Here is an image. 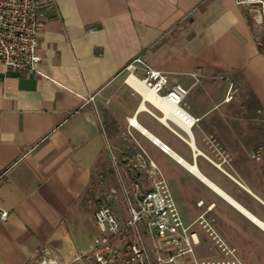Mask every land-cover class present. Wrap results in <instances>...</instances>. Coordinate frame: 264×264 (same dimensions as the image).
I'll list each match as a JSON object with an SVG mask.
<instances>
[{
  "label": "crops",
  "instance_id": "obj_1",
  "mask_svg": "<svg viewBox=\"0 0 264 264\" xmlns=\"http://www.w3.org/2000/svg\"><path fill=\"white\" fill-rule=\"evenodd\" d=\"M54 1L40 7L38 70L0 62V208L8 212L0 217V264H91L81 254L98 233L96 183L140 176L147 184L153 168L140 165L141 149L187 223L206 211L247 264H264V227L226 196L264 221V169L251 157L259 136H247L264 124V42L247 4ZM139 55L167 72L168 87L188 89L181 102L163 97L168 87L157 104L123 86L125 67ZM115 207L127 213L123 196ZM198 252L217 255L204 234Z\"/></svg>",
  "mask_w": 264,
  "mask_h": 264
},
{
  "label": "built area",
  "instance_id": "obj_2",
  "mask_svg": "<svg viewBox=\"0 0 264 264\" xmlns=\"http://www.w3.org/2000/svg\"><path fill=\"white\" fill-rule=\"evenodd\" d=\"M252 1L255 0H239L244 3ZM54 2L0 0V62L5 70H38L39 38L44 26L40 7L43 4L53 6ZM139 69L142 74L138 73ZM125 71H128L125 79L127 83L131 77L156 94L162 93L169 86L167 72L152 67L141 55L131 60ZM187 93V88L175 84L168 87L163 97L177 104ZM130 124L136 125V119H131ZM152 141L164 152L175 155L170 146L157 137H153ZM251 156L263 162L264 144L256 146ZM137 158L141 166L145 167L148 163L153 168L149 177L150 185L147 186L145 178L140 176L131 177L130 181L125 176L119 177L118 186H112L106 192V202L98 200L93 213L98 233L93 238L90 250L83 252L82 256H87L91 264H247L238 249L220 234L215 219L208 217L206 211L187 223L167 179L148 153L141 149ZM176 159L181 162V157ZM119 193L126 203L125 218L115 205L107 203L116 201ZM97 196L100 199L102 193ZM213 205L210 204L208 209ZM7 214V210L0 208L2 219ZM202 234L210 241L211 248L217 252L216 256L199 255L198 246L202 242ZM36 264H49V260L41 258Z\"/></svg>",
  "mask_w": 264,
  "mask_h": 264
},
{
  "label": "rangeland",
  "instance_id": "obj_3",
  "mask_svg": "<svg viewBox=\"0 0 264 264\" xmlns=\"http://www.w3.org/2000/svg\"><path fill=\"white\" fill-rule=\"evenodd\" d=\"M246 4H247L246 5L247 16H248V19L251 23V26L253 27L254 33L262 42H264V0H255V1H252L251 3H246ZM127 73H128V71H125V73L123 74V81L126 79ZM123 86L128 87L126 81H125V83H123ZM253 131L256 133L255 137L252 136V134L254 133ZM253 131H251L252 132L251 135H247L248 138L250 140H251V138H252V140L253 139L255 140L257 138V136H259V139H258L259 142L256 144V146H258L260 144H264V124L262 125V127L258 128L256 130H253ZM252 150H251V153H252ZM262 166L264 169V161L262 162ZM131 177L129 176V178H128L126 176L125 179L127 181H130ZM99 178L102 181L101 183L100 182L96 183V181H94V182L97 184L99 193H102V196L99 199V202L102 203V202H106V200H104V196H105L106 192H108V189L112 186H118L119 177H117V178L116 177H108V178L99 177ZM146 179H147L146 181H147V186H148L149 185V178H146ZM170 188H171V186H170ZM121 198H122V196L119 194V196L117 198V203H120ZM99 202H97V204ZM107 203H111L113 205L114 204L116 205V201H115V203H114V201L113 202L109 201ZM126 214L124 212L121 213L123 218L126 217Z\"/></svg>",
  "mask_w": 264,
  "mask_h": 264
},
{
  "label": "bare ground",
  "instance_id": "obj_4",
  "mask_svg": "<svg viewBox=\"0 0 264 264\" xmlns=\"http://www.w3.org/2000/svg\"><path fill=\"white\" fill-rule=\"evenodd\" d=\"M128 83H130L136 90H139L141 92H143L144 96L149 98L150 100H152L154 103L160 104L163 102L162 98L159 97L156 93H154L153 91L147 89L146 87L143 86V84L139 81L133 80L131 77L128 78ZM165 104V103H164ZM163 105V104H162ZM170 106V105H169ZM179 112V111H177ZM182 114V113H181ZM177 158H180V156H178L176 154ZM181 163L186 166L191 172H193L194 174H196V176L201 177L202 179H204L206 182H208L209 184H211L215 189H217L218 191H220L221 193H223L224 195H226L224 192L221 191L220 188H218L217 186H215L212 182H210L207 178H205L199 171L197 165L195 164H191L188 161L184 160L183 158H181ZM231 201H233L239 208H241L246 214H248L249 216H251L252 218H254L262 227H264V221L258 219L257 217H255L251 212H249V210H247L246 208H244L239 202L235 201L234 199H232L231 197H229L228 195H226Z\"/></svg>",
  "mask_w": 264,
  "mask_h": 264
}]
</instances>
